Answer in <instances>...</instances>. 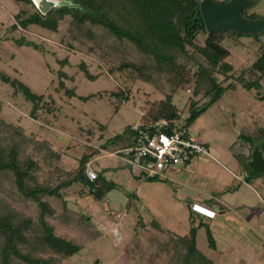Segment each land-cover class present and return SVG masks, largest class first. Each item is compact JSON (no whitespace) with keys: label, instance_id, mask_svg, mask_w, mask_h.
Instances as JSON below:
<instances>
[{"label":"rangeland","instance_id":"1","mask_svg":"<svg viewBox=\"0 0 264 264\" xmlns=\"http://www.w3.org/2000/svg\"><path fill=\"white\" fill-rule=\"evenodd\" d=\"M251 1L253 4L242 14L247 19L264 18V0ZM22 11L27 15L34 10L23 2L0 0V72L41 94L52 112L41 109L35 119L31 118L32 104L0 81V118L20 125L26 134L49 140L63 152L62 164L67 170L77 167L86 146L99 150L91 158L96 160L91 167L104 169L106 179L116 183L102 203L88 197L80 199L75 193L68 197V207L88 216V231L97 234L96 239L87 241L80 226L57 224L56 234L84 244L82 250L60 264H166L169 253L146 234L150 230L161 239L160 233L150 228L152 221L179 235L195 230L197 248L213 264H264V188L260 186L263 189L254 196L242 192L243 185L252 188L248 184L255 183L236 159L247 148L237 142L240 130L264 128V77L258 79V74L248 71L264 48V31L257 38L226 34L223 42L229 50L225 60L233 66L235 76L243 71L244 79H258L261 89L247 91L236 83L219 105L209 108L188 128L193 139L206 145L208 154L196 155L188 165L177 164L174 172L146 180L134 176L130 167H122L116 152L129 142L130 127L148 122L143 117L149 108L165 101L167 95L172 96L176 107V125L182 127L189 116L192 87L173 91L165 78L156 87L141 81L129 69L116 70L121 57L70 40L69 18L59 24L57 32L34 25L12 28L15 16ZM20 38L34 46H19ZM204 39L199 36L200 44ZM190 68L187 75L192 78L195 68ZM65 89H73L75 96L68 98ZM118 90L126 93V99L116 112L112 94ZM85 97L89 99L83 101ZM117 134L123 136L102 147ZM229 196L237 202L227 201ZM30 210L35 207L31 205ZM207 228L214 248L209 246Z\"/></svg>","mask_w":264,"mask_h":264},{"label":"trees","instance_id":"2","mask_svg":"<svg viewBox=\"0 0 264 264\" xmlns=\"http://www.w3.org/2000/svg\"><path fill=\"white\" fill-rule=\"evenodd\" d=\"M14 1L23 2L34 11L27 15L23 11L17 14L16 25L12 28L26 29L34 25L57 32L59 24L69 18L67 32L70 40L91 44L101 51L108 50L106 54L121 57L116 70L129 69L137 74L138 79L156 87L165 78L173 91L191 86L189 116L184 125H180L187 129L209 108L219 105L236 83L242 84L247 91L261 89L258 79L264 77V48L248 68L250 73L259 75L258 79L245 80L243 71L235 76L233 66L225 60L229 50L223 42L226 34L233 38L240 35L230 31L208 33L199 8L201 0ZM200 35L205 37L202 44L199 42ZM17 43L19 46H34L22 38ZM190 67L195 68L192 78L187 75ZM62 76L65 77L64 74ZM0 81L9 84L32 104L31 118L35 119L41 109L52 112L51 105L44 103L43 96L25 84L11 80L2 72ZM60 85L63 86V83L60 82ZM65 93L68 98L75 96L73 89H65ZM112 95L117 102L114 105L117 112L126 99V93L118 90ZM88 99L82 98L83 101ZM145 115L143 120L148 122L144 124L161 119H178L171 95L149 108ZM132 126L130 137L134 134ZM122 136L110 137L102 147ZM237 142L241 147H247L244 155L236 157L237 162L252 175L250 180L260 179L264 186V173L253 172L246 163L251 160L253 149L264 157V128L241 129ZM98 153L99 150L86 146L77 167L67 170L62 164L63 152L49 140L26 134L20 125L0 118V264H60L82 250L84 244L56 234L57 224L80 226L84 229L81 234L87 241L96 239L97 233L88 231L90 218L69 208L67 199L75 193L80 199L88 197L102 203L116 187L114 182L106 179L104 169L94 170L97 175L95 180L87 178L89 161ZM31 205L35 210H30ZM150 225L151 229L160 233L161 239L150 230L146 234L151 236L159 249L169 253L166 264H213L197 248L195 230L179 235L161 223L152 221ZM206 234L209 246L214 248L209 228Z\"/></svg>","mask_w":264,"mask_h":264},{"label":"built area","instance_id":"3","mask_svg":"<svg viewBox=\"0 0 264 264\" xmlns=\"http://www.w3.org/2000/svg\"><path fill=\"white\" fill-rule=\"evenodd\" d=\"M131 130L133 136L116 153L121 163L142 179L161 177L177 164L186 165L194 156L208 154L206 145L193 139L189 130L178 127L174 120L138 123ZM86 175L90 181L97 176L91 168Z\"/></svg>","mask_w":264,"mask_h":264},{"label":"water","instance_id":"4","mask_svg":"<svg viewBox=\"0 0 264 264\" xmlns=\"http://www.w3.org/2000/svg\"><path fill=\"white\" fill-rule=\"evenodd\" d=\"M252 4L251 0H201L199 8L206 31H230L237 35H251L257 38L259 33L264 31V18L251 20L242 15V10ZM248 166L257 174L264 173V157L257 149L254 150Z\"/></svg>","mask_w":264,"mask_h":264},{"label":"crops","instance_id":"5","mask_svg":"<svg viewBox=\"0 0 264 264\" xmlns=\"http://www.w3.org/2000/svg\"><path fill=\"white\" fill-rule=\"evenodd\" d=\"M107 156H108V155H107ZM92 161L94 162V161H96V160H93V159H92V160L89 161V164H88V165H89V167H90L91 169H93V168L91 167V162H92ZM121 165H122V167H127V166L123 165L122 163H121ZM187 165H188V164H187ZM93 170H94V169H93ZM95 171H96V170H95ZM97 171H98V170H97ZM176 171H177V170H176ZM170 172H174V169H171ZM131 173H132V172H131ZM131 176H132V174H131ZM132 178H133V176H132ZM254 183H255V184H248V185H251L252 188H250V187L248 188L246 185H243L242 192H247V193H249V195L252 193V195H253V194H255V193L257 194V191H258L259 189L262 190V189L264 188V186L262 185V183H261L260 180H259V181H258V180H255ZM115 184H116V183H115ZM253 185H254V186H253ZM260 186H263V188L260 187ZM252 189H254V191H252ZM218 190L221 191L220 188H219ZM263 190H264V189H263ZM233 194H235V193H233ZM192 195H193V196H197V194H195L194 192H192ZM263 195H264V194H263ZM253 196H254V195H253ZM224 198L226 199V197H224ZM263 198H264V196H263ZM229 200H231L232 202H237V199H236V198H234V200H233L232 197H230V196L227 197V201H229ZM240 202H242V204H243V203H245V200L242 199V200H240ZM263 202H264V200H263ZM249 203H251V202H249ZM249 203H246V204H249ZM219 213H220V212H219ZM258 249H260V251L263 250L261 247L258 248ZM261 249H262V250H261Z\"/></svg>","mask_w":264,"mask_h":264}]
</instances>
